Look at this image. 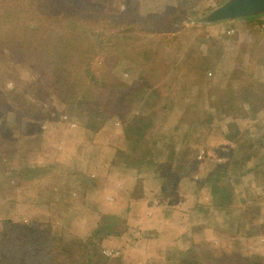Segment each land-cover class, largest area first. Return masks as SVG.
<instances>
[{
    "label": "rangeland",
    "instance_id": "obj_1",
    "mask_svg": "<svg viewBox=\"0 0 264 264\" xmlns=\"http://www.w3.org/2000/svg\"><path fill=\"white\" fill-rule=\"evenodd\" d=\"M225 1L0 0L1 238L95 244L103 264H264V17L196 22ZM145 64L157 65L151 85L132 79ZM127 124L142 132L134 148ZM78 142L99 158L101 188L123 176L108 165L114 155L123 169L161 176L164 204L152 214L164 212L163 233L103 240L95 232L111 214L86 208L90 195L73 201L85 213L71 229L55 188L63 164L80 160ZM134 188L141 196L142 182ZM86 247L67 264H93Z\"/></svg>",
    "mask_w": 264,
    "mask_h": 264
},
{
    "label": "crops",
    "instance_id": "obj_2",
    "mask_svg": "<svg viewBox=\"0 0 264 264\" xmlns=\"http://www.w3.org/2000/svg\"><path fill=\"white\" fill-rule=\"evenodd\" d=\"M141 67H142L140 69L141 74L139 75V77L137 78L131 77V78L134 81L139 80V82L141 81L145 83V85L153 84L155 80H150L153 81L150 82L146 79L148 75L147 72L148 71L153 72V75H155L154 77H156V72H158L157 65L145 64ZM140 93H142V91ZM122 131L123 130L119 131V136L122 135ZM81 144L89 145L87 144V142H78L77 144H75L74 148L76 153L75 156H73V158L74 157L77 158L78 156H80L78 157V159L80 160H77L75 162V167L66 166L63 164V186L55 188V190L58 191L59 193L63 191V198H64L63 206H61L60 209L63 210V215L70 216L72 217V220H74L71 229L73 230V228L75 229L76 227H78L80 223V213L83 212V210L81 211V207L79 208L78 206L72 204L73 201L74 200L79 201L80 198L83 199L84 197L86 198V196L90 195L89 198L90 200H88V202L86 203V208L90 209L91 206L92 211L95 213L97 212V214L101 212L110 213L111 215L124 219L123 221H125L124 224L125 228L122 229L123 233L120 234L118 238L125 241L127 239L126 238L127 233L130 230L140 232L141 234H149V235H155V233L157 234V232L159 231L163 233L167 227L166 223L169 224V222L166 221L165 218L161 219L162 218L161 216H164L163 215L164 212L160 216H157V214L153 216L152 214L155 211L157 212V210L160 208L162 210V206L164 204V202H161L162 204L159 203L160 202L159 199L161 198V196H163V194L161 195L160 192L162 193L163 189H159L160 186H158L157 182H160V179H162L161 176L160 175L157 176L158 174L155 175L154 172H150V171H149L150 173L148 172L142 173L139 170H137L136 172L135 171L131 172V170L130 169L128 170L126 166L123 169V167H119V165H117L119 163L116 162L117 160L115 159V155H114V157L110 160L108 165L112 169L118 168L123 176H118L116 182H114V185L111 184L108 185L107 187L103 186L101 188V185L98 184L100 180L98 179L94 180L95 178L94 170H98L97 165L99 162V158L87 157L86 151L88 148L86 147L87 149L85 148L80 149L82 148ZM108 150H110V148ZM113 150L116 151V147L113 148ZM78 153H80V155ZM89 159L91 160V165ZM152 160L154 161L155 165L161 164V162H158L154 158V156L152 157ZM82 161H86L84 172H82L84 174L80 173L79 171V166L82 167L83 166L82 164H84ZM70 168L73 169L71 170L72 171L71 175H69L66 172V170ZM82 179L83 181H87L85 184L86 187L83 186L84 183L81 181ZM139 181L142 182L143 184V188H142L143 192L141 196L137 195L138 191L136 190V188H134L135 184ZM81 183L83 184L81 185ZM127 183L129 184L127 185ZM48 186H50V184L48 183L45 184V187L43 188L44 191L49 192ZM46 192H43L45 196L47 195ZM52 192L53 189L51 188L50 193ZM89 202L91 203V205H89ZM83 208L84 207H82V209ZM180 209L182 211H187L188 214L190 213L191 210L188 209V207L185 209L184 208L183 209L180 208ZM175 213L182 215V213L178 211H176ZM149 242L152 243L151 240H149ZM261 255H263L264 257V253H262Z\"/></svg>",
    "mask_w": 264,
    "mask_h": 264
},
{
    "label": "trees",
    "instance_id": "obj_3",
    "mask_svg": "<svg viewBox=\"0 0 264 264\" xmlns=\"http://www.w3.org/2000/svg\"><path fill=\"white\" fill-rule=\"evenodd\" d=\"M133 131V137L131 136V138L129 139V145L133 146L136 145V143L139 142L138 139H140V136L142 134V132L134 127H132L131 124H127L124 132H131ZM133 139V140H132ZM145 155V154H144ZM139 153V160H137L136 166L140 165L141 162L143 161V156ZM142 159V160H141ZM111 219V223L108 224V226L106 225L104 228H100L98 227L97 231L95 232V234H100L103 235V240L108 238L109 236H119L121 234V232L117 233L115 229V223L117 219V217H115L114 215L108 216ZM114 224V225H113ZM13 227L16 232H20L21 235L24 232H29L30 230H27V226H21L19 224H13ZM25 230V231H24ZM25 234L22 235V238H18L14 235V237L12 236L11 233H9V236H7L6 238H1L0 240H3L0 243V250L2 252H4L2 254L3 256L8 258V261L10 263H21V264H45L48 261V264H67V256L69 254V252L71 253V257L73 256V251L72 248L75 249V251H80L82 253V256L84 255V247H86V245H89V247H92L91 255H90V260L94 261V263L96 264H103L105 263V260L101 259V257L99 256V248L98 245H91V243L88 244H83L82 243H76L74 245V247H68L65 246V241L66 239L63 237H58V238H51L48 242V239H43V241L39 238V237H35L32 241H30L29 239L30 236L28 235V241L27 238H24ZM21 237V236H20ZM18 238V239H17ZM102 241V240H101ZM79 246V247H78ZM63 247V248H62ZM24 249L26 251V253H20L17 251V249ZM71 248V249H70ZM61 250V251H60ZM39 251V252H38ZM36 253V254H33ZM23 254V256H22ZM22 256V257H21ZM21 257V258H20ZM38 257L41 258V260H36L38 259ZM20 259V260H19ZM21 261V262H20ZM93 263V264H94Z\"/></svg>",
    "mask_w": 264,
    "mask_h": 264
},
{
    "label": "water",
    "instance_id": "obj_4",
    "mask_svg": "<svg viewBox=\"0 0 264 264\" xmlns=\"http://www.w3.org/2000/svg\"><path fill=\"white\" fill-rule=\"evenodd\" d=\"M260 17H264V0H226L196 22L216 25Z\"/></svg>",
    "mask_w": 264,
    "mask_h": 264
},
{
    "label": "built area",
    "instance_id": "obj_5",
    "mask_svg": "<svg viewBox=\"0 0 264 264\" xmlns=\"http://www.w3.org/2000/svg\"><path fill=\"white\" fill-rule=\"evenodd\" d=\"M262 27H264V22H263V24H262ZM229 33V32H228ZM106 253V255H108V256H115L114 255V252H111V251H108V252H105Z\"/></svg>",
    "mask_w": 264,
    "mask_h": 264
}]
</instances>
